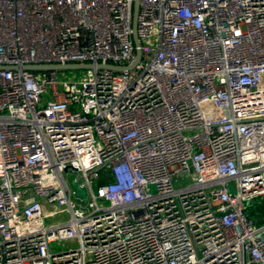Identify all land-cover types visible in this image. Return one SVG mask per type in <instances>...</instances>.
Listing matches in <instances>:
<instances>
[{"label":"built area","instance_id":"built-area-1","mask_svg":"<svg viewBox=\"0 0 264 264\" xmlns=\"http://www.w3.org/2000/svg\"><path fill=\"white\" fill-rule=\"evenodd\" d=\"M138 2L0 0V264H264V0Z\"/></svg>","mask_w":264,"mask_h":264},{"label":"water","instance_id":"water-1","mask_svg":"<svg viewBox=\"0 0 264 264\" xmlns=\"http://www.w3.org/2000/svg\"><path fill=\"white\" fill-rule=\"evenodd\" d=\"M138 6L139 2L138 0H133L132 3V38H133V43L135 46V54L133 59L126 65H117V64H112V63H92V62H67V63H27L24 64L23 67L25 69H85V68H92V67H98V68H107V69H112V70H126V69H132L135 64L140 60L141 57V48H140V42L138 39L137 35V29H136V17L138 13ZM14 68V65H0V68ZM74 179H70L71 183L73 182ZM80 193H82L80 191Z\"/></svg>","mask_w":264,"mask_h":264},{"label":"rangeland","instance_id":"rangeland-1","mask_svg":"<svg viewBox=\"0 0 264 264\" xmlns=\"http://www.w3.org/2000/svg\"><path fill=\"white\" fill-rule=\"evenodd\" d=\"M75 71L77 72L78 70H75ZM62 73L68 75V74H71L72 73V70H69L68 69V70L59 71V75L60 76L62 75ZM263 206H264V201H263L262 205L261 204H258L255 209H257L259 207L260 210L263 211V214H264V207ZM64 216H66V213H65ZM62 246H64V245L63 244H55L54 245V247H62Z\"/></svg>","mask_w":264,"mask_h":264}]
</instances>
